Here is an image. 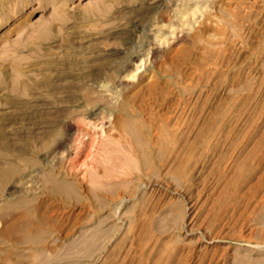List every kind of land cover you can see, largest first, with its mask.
Here are the masks:
<instances>
[{"label":"rangeland","instance_id":"1","mask_svg":"<svg viewBox=\"0 0 264 264\" xmlns=\"http://www.w3.org/2000/svg\"><path fill=\"white\" fill-rule=\"evenodd\" d=\"M0 264H264V0H0Z\"/></svg>","mask_w":264,"mask_h":264}]
</instances>
